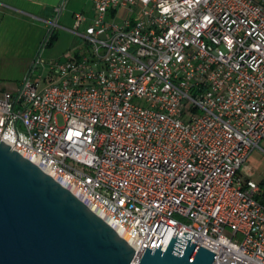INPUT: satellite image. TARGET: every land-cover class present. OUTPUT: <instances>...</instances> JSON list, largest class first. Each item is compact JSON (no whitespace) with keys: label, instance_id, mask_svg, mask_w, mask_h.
<instances>
[{"label":"built area","instance_id":"2783aa9c","mask_svg":"<svg viewBox=\"0 0 264 264\" xmlns=\"http://www.w3.org/2000/svg\"><path fill=\"white\" fill-rule=\"evenodd\" d=\"M92 1L72 28L68 0L53 6L43 46L56 26L84 41L0 88V138L80 190L131 264L184 231L212 264H264L247 164L264 141V0Z\"/></svg>","mask_w":264,"mask_h":264},{"label":"water","instance_id":"95a60500","mask_svg":"<svg viewBox=\"0 0 264 264\" xmlns=\"http://www.w3.org/2000/svg\"><path fill=\"white\" fill-rule=\"evenodd\" d=\"M172 236L138 264H212L211 248ZM133 244L32 159L0 138V264H131Z\"/></svg>","mask_w":264,"mask_h":264},{"label":"rangeland","instance_id":"374dc122","mask_svg":"<svg viewBox=\"0 0 264 264\" xmlns=\"http://www.w3.org/2000/svg\"><path fill=\"white\" fill-rule=\"evenodd\" d=\"M92 0H68L58 23L72 28L73 12L85 9L90 12ZM27 9L0 5V88L14 89L28 69L32 59L41 54L46 61L63 57L68 47L84 41L83 37L67 28L56 26L51 41L43 46L49 33L46 20L54 17L53 11L46 13L33 7ZM85 26H80L83 31ZM42 49V50H41ZM38 68L36 69L37 73ZM255 147L248 159V168L254 179L264 180V141Z\"/></svg>","mask_w":264,"mask_h":264},{"label":"crops","instance_id":"0c3cea01","mask_svg":"<svg viewBox=\"0 0 264 264\" xmlns=\"http://www.w3.org/2000/svg\"><path fill=\"white\" fill-rule=\"evenodd\" d=\"M58 1L59 0H0V5L10 6L14 8H20V9H27L25 7H28V8L33 7L42 12L44 11L46 13H49L53 11V6Z\"/></svg>","mask_w":264,"mask_h":264},{"label":"bare ground","instance_id":"6f19581e","mask_svg":"<svg viewBox=\"0 0 264 264\" xmlns=\"http://www.w3.org/2000/svg\"><path fill=\"white\" fill-rule=\"evenodd\" d=\"M37 164L39 166H41L42 168H44L46 171H48L54 178H56L59 182H61L64 186H66L67 188L71 189L75 194H77L86 204H88L91 208H93L95 211H97L99 214H101L96 208H94L93 206H91L89 204V202L87 201L85 195L80 191L78 190L77 188H75L74 186L72 185H69L62 177L58 176L57 174L53 173L52 171L48 170L44 165L40 164L37 162ZM103 216V214H101ZM104 217V216H103ZM105 218V217H104ZM121 234H123L119 229H117ZM125 236V235H123ZM126 237V236H125ZM168 236L163 238L162 242H164V244L167 243L168 241ZM131 241V240H130Z\"/></svg>","mask_w":264,"mask_h":264},{"label":"trees","instance_id":"16d2710c","mask_svg":"<svg viewBox=\"0 0 264 264\" xmlns=\"http://www.w3.org/2000/svg\"><path fill=\"white\" fill-rule=\"evenodd\" d=\"M52 38V37H51ZM51 41V40H50ZM260 184V191L257 194V198L264 203V180L259 182Z\"/></svg>","mask_w":264,"mask_h":264}]
</instances>
